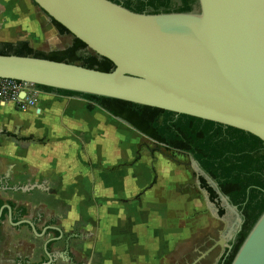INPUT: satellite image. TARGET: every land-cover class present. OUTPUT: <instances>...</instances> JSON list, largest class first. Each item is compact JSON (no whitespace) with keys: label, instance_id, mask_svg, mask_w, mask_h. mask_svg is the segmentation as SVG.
<instances>
[{"label":"crops","instance_id":"obj_1","mask_svg":"<svg viewBox=\"0 0 264 264\" xmlns=\"http://www.w3.org/2000/svg\"><path fill=\"white\" fill-rule=\"evenodd\" d=\"M26 6L0 0V42L32 46ZM35 98L26 111L0 102V206L27 209L44 236L12 226L5 209L0 264H45L48 240L53 264H196L219 240V218L215 227L204 212L180 214L188 200L157 207L171 197L155 190L158 164L140 155L142 134L81 96Z\"/></svg>","mask_w":264,"mask_h":264},{"label":"water","instance_id":"obj_2","mask_svg":"<svg viewBox=\"0 0 264 264\" xmlns=\"http://www.w3.org/2000/svg\"><path fill=\"white\" fill-rule=\"evenodd\" d=\"M32 1L93 54L113 62L115 70L0 55V79L157 108L235 128L264 142V0H198V11L161 14L136 13L111 0ZM195 165L201 171L195 185L221 220L199 178L214 181ZM214 184L221 202L227 199L229 209L237 210ZM5 209L12 226L28 225L36 236H44L30 220L14 223L8 205L0 210V220ZM220 235L214 248L230 251L229 236ZM53 241L46 243L45 264L56 259L48 248ZM232 264H264V213Z\"/></svg>","mask_w":264,"mask_h":264},{"label":"trees","instance_id":"obj_3","mask_svg":"<svg viewBox=\"0 0 264 264\" xmlns=\"http://www.w3.org/2000/svg\"><path fill=\"white\" fill-rule=\"evenodd\" d=\"M170 0H122L113 1L136 12L147 14L188 13L192 12L193 0H181V6L172 11ZM60 35H70L61 24L52 20ZM88 50L85 43L77 38L70 47L49 54L36 51L28 42L16 44L0 42V55L35 57L68 64L81 63L82 67L101 72L115 70L113 62L95 54H84ZM44 92H55L60 95L81 96L100 107L111 116L129 124L135 131L151 141L168 149L190 154L218 184L223 195L238 207L244 223L236 242L230 251L222 257L220 264H232L250 231L264 213V142L244 131L226 127L221 124L201 120L185 115H178L165 110L141 106L117 99L80 95L73 92L37 87ZM13 137L11 134H7ZM202 189L209 194L210 200L219 209V216L226 211L221 207V200L216 190L204 177L199 178ZM14 223L28 216L25 208H17L10 203ZM2 205L0 206V210ZM4 210L0 223L5 220Z\"/></svg>","mask_w":264,"mask_h":264},{"label":"rangeland","instance_id":"obj_4","mask_svg":"<svg viewBox=\"0 0 264 264\" xmlns=\"http://www.w3.org/2000/svg\"><path fill=\"white\" fill-rule=\"evenodd\" d=\"M169 4L172 7H180L182 1L170 0ZM26 10L28 12V36L31 38L32 42L31 48L49 54L54 51L65 50L72 45L74 37L71 34L60 35L56 27L53 25L52 20H50L47 14H45L32 0H27ZM91 53L92 51L88 49L83 52L82 55ZM77 64L81 65V63ZM137 136L140 140V155H154V158L149 159V162H157L158 164L155 179V183L157 184L155 188L156 192L160 193L159 191H165L164 195L166 198L169 196L171 197H169L171 200L167 199L164 201L160 199L161 202L157 203L159 198L156 196L155 202L157 203V207L168 206V202L171 201V206L173 208L178 199H181L182 202L188 200L190 208L185 205L180 212L181 215L184 214L187 216L190 213L196 215L198 212H204V214H208L207 217H205V219L208 220H205L204 223L214 224L216 227L217 209L216 207L209 205L205 194L195 185V177L201 175L199 167L195 165L196 160L191 155L182 154L175 150L168 149L165 146L158 145L142 135L137 134ZM210 184L213 187L215 186L214 182ZM167 190L170 191L166 192ZM227 203L226 199L221 204V207L227 213L225 216L221 217V220L219 219V231L224 232L229 236V240H231L233 235H236L238 232L240 221H242L243 217L239 209L233 211L232 209H229ZM230 206L232 207L231 204ZM174 230L176 231V236H173V239L177 241L179 240L180 230ZM156 232V235L159 236V229L156 230ZM216 233L217 232H214V236H216ZM198 236L197 238H199ZM207 241H209V239H207L206 242ZM218 249L220 252V248ZM200 256L201 254L198 257ZM216 259L218 260L217 256L211 261H206L204 259L200 264H217Z\"/></svg>","mask_w":264,"mask_h":264},{"label":"built area","instance_id":"obj_5","mask_svg":"<svg viewBox=\"0 0 264 264\" xmlns=\"http://www.w3.org/2000/svg\"><path fill=\"white\" fill-rule=\"evenodd\" d=\"M39 90L35 85L9 79H0V102L16 103L18 108L26 111L34 106Z\"/></svg>","mask_w":264,"mask_h":264},{"label":"flooded vegetation","instance_id":"obj_6","mask_svg":"<svg viewBox=\"0 0 264 264\" xmlns=\"http://www.w3.org/2000/svg\"><path fill=\"white\" fill-rule=\"evenodd\" d=\"M112 1H117V0H112ZM179 7H173L172 8V11H176L177 9H178ZM191 8H192V12H195V11H198L200 8H199V2H198V0H193V2H192V4H191ZM222 204V203H221ZM244 223V222H243ZM238 234H239V230H238V232L236 233V236L233 238V239H231L230 240V244L233 246L234 245V243L236 242V239H237V237H238ZM219 240H215L214 242H213V246L207 251V252H205L204 254H202L199 258H198V260H197V263L196 264H199L201 261H203L204 259H206V256L210 253V252H212V251H214V250H216V249H218V248H220V250H222L221 249V247L220 246H217L216 248H214V246L216 245V242H218ZM211 250V251H210ZM210 251V252H209ZM228 250H225V252L223 253V255L221 254V256H220V258H218V260H217V264H220V261H221V259H222V257L225 255V253L227 252ZM209 252V253H208ZM208 253V254H207Z\"/></svg>","mask_w":264,"mask_h":264}]
</instances>
